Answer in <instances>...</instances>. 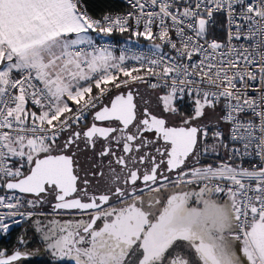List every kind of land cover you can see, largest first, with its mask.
I'll return each mask as SVG.
<instances>
[{
    "label": "snow or ice",
    "instance_id": "snow-or-ice-1",
    "mask_svg": "<svg viewBox=\"0 0 264 264\" xmlns=\"http://www.w3.org/2000/svg\"><path fill=\"white\" fill-rule=\"evenodd\" d=\"M128 5L0 0V237L23 220L56 264H264V0ZM114 32L151 48L91 36Z\"/></svg>",
    "mask_w": 264,
    "mask_h": 264
},
{
    "label": "built area",
    "instance_id": "built-area-1",
    "mask_svg": "<svg viewBox=\"0 0 264 264\" xmlns=\"http://www.w3.org/2000/svg\"><path fill=\"white\" fill-rule=\"evenodd\" d=\"M116 1H118L119 4L123 7V10L111 12V14H114V15L123 14L130 10L129 5H128V0H116ZM99 17H96V18H99ZM224 32L225 30L222 27L217 26L215 28V35H217L220 39L224 38ZM93 39L96 42L97 46L107 45L116 55H119L121 51H127L128 54H131V52H146V51H149L151 48L149 41L144 40L143 38L137 39L136 37L132 36L128 32L123 33V34L119 32H114L110 36L98 35L95 33ZM165 51H167L166 48H165ZM127 63L129 66H132L133 64H135V61H128ZM140 87L146 88L147 86L140 85ZM244 163L247 164L248 161H245ZM23 222L24 221L22 220L19 225H13L10 230V233L17 230V228ZM10 233L0 238H7L10 235Z\"/></svg>",
    "mask_w": 264,
    "mask_h": 264
},
{
    "label": "trees",
    "instance_id": "trees-1",
    "mask_svg": "<svg viewBox=\"0 0 264 264\" xmlns=\"http://www.w3.org/2000/svg\"><path fill=\"white\" fill-rule=\"evenodd\" d=\"M87 7L89 8L90 14L94 17H99L105 13H111L116 11H122L123 7L116 0H86ZM19 232L17 230L10 233L7 238H0V248H6L9 252L13 249L19 248V250L28 251L35 248L37 242L35 239H27L25 245H18ZM35 257H29L22 259L17 264H56L55 261L46 259L41 256V251L37 250Z\"/></svg>",
    "mask_w": 264,
    "mask_h": 264
},
{
    "label": "rangeland",
    "instance_id": "rangeland-1",
    "mask_svg": "<svg viewBox=\"0 0 264 264\" xmlns=\"http://www.w3.org/2000/svg\"><path fill=\"white\" fill-rule=\"evenodd\" d=\"M145 89V88H143ZM143 91V90H142ZM45 211H48L45 209ZM17 231L19 232V237L24 235L25 232L27 233V239L30 240L31 238L35 239L37 242V245L35 248H32L29 250L31 253V257H35L37 254V250H39V253L41 251V256L45 257L46 259L53 260L50 254L46 251L45 245L42 243V241L39 239V237L33 232L32 228L29 227L27 222H23L18 228ZM54 261V260H53Z\"/></svg>",
    "mask_w": 264,
    "mask_h": 264
},
{
    "label": "flooded vegetation",
    "instance_id": "flooded-vegetation-1",
    "mask_svg": "<svg viewBox=\"0 0 264 264\" xmlns=\"http://www.w3.org/2000/svg\"><path fill=\"white\" fill-rule=\"evenodd\" d=\"M141 88V87H140ZM141 90H144L143 88H141ZM81 163H84V159H83V155L81 157ZM46 210H49L48 208H45Z\"/></svg>",
    "mask_w": 264,
    "mask_h": 264
},
{
    "label": "crops",
    "instance_id": "crops-1",
    "mask_svg": "<svg viewBox=\"0 0 264 264\" xmlns=\"http://www.w3.org/2000/svg\"><path fill=\"white\" fill-rule=\"evenodd\" d=\"M94 34H95V33H91L92 38L94 37Z\"/></svg>",
    "mask_w": 264,
    "mask_h": 264
},
{
    "label": "water",
    "instance_id": "water-1",
    "mask_svg": "<svg viewBox=\"0 0 264 264\" xmlns=\"http://www.w3.org/2000/svg\"><path fill=\"white\" fill-rule=\"evenodd\" d=\"M22 251H23V250H22ZM29 257H30V256H29ZM29 257H28V258H29Z\"/></svg>",
    "mask_w": 264,
    "mask_h": 264
}]
</instances>
